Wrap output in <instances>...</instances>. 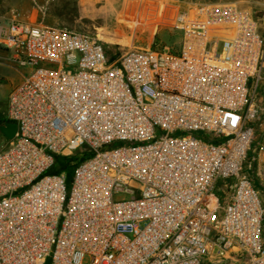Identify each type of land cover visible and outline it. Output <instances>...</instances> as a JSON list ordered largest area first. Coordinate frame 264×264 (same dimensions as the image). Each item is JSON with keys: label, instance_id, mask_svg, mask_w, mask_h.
I'll use <instances>...</instances> for the list:
<instances>
[{"label": "built area", "instance_id": "2783aa9c", "mask_svg": "<svg viewBox=\"0 0 264 264\" xmlns=\"http://www.w3.org/2000/svg\"><path fill=\"white\" fill-rule=\"evenodd\" d=\"M261 26L191 3L177 51L113 59L95 35L0 23L28 68L7 98L0 264H264ZM76 152L68 182L57 159Z\"/></svg>", "mask_w": 264, "mask_h": 264}, {"label": "rangeland", "instance_id": "374dc122", "mask_svg": "<svg viewBox=\"0 0 264 264\" xmlns=\"http://www.w3.org/2000/svg\"><path fill=\"white\" fill-rule=\"evenodd\" d=\"M22 0H9L11 4ZM191 3H234L251 12L259 23L264 35V0H50L45 10H34L32 21L42 18L44 24L63 27L69 30L95 35L105 43L110 58L119 59L131 49L149 47H169L177 51L182 33L172 28L175 13ZM14 15L22 11L12 9ZM30 11H24L27 13ZM121 39L122 42L107 40ZM26 70H28L26 68ZM26 72V71H25ZM264 74V73H263ZM8 90L5 82H0V124L6 119ZM5 139L0 133V149ZM90 157L86 152H76L66 158L59 157L58 163L66 166L68 182L73 173V162H80ZM214 197V195H213ZM264 204V196H263Z\"/></svg>", "mask_w": 264, "mask_h": 264}, {"label": "crops", "instance_id": "0c3cea01", "mask_svg": "<svg viewBox=\"0 0 264 264\" xmlns=\"http://www.w3.org/2000/svg\"><path fill=\"white\" fill-rule=\"evenodd\" d=\"M85 0H78L79 4L83 3ZM50 0H22L11 4L9 0H0V23H5L13 18L21 20H32L34 10H45L46 4ZM18 9L22 12L20 14L14 15L9 12L12 9ZM24 11H30L24 13ZM42 18H36L35 21H42ZM47 25V24H46ZM56 27V26H55ZM28 69V68H27ZM26 71V72H25ZM26 67H20L12 58L11 52L0 46V82L6 83V88L8 90V95L11 90L16 87L21 81L23 76L27 73ZM8 98V96H7Z\"/></svg>", "mask_w": 264, "mask_h": 264}, {"label": "water", "instance_id": "95a60500", "mask_svg": "<svg viewBox=\"0 0 264 264\" xmlns=\"http://www.w3.org/2000/svg\"><path fill=\"white\" fill-rule=\"evenodd\" d=\"M0 133L8 140H11L16 133V124L11 121H5L0 124Z\"/></svg>", "mask_w": 264, "mask_h": 264}, {"label": "trees", "instance_id": "16d2710c", "mask_svg": "<svg viewBox=\"0 0 264 264\" xmlns=\"http://www.w3.org/2000/svg\"><path fill=\"white\" fill-rule=\"evenodd\" d=\"M5 121H6V119L2 120L1 123H4ZM65 158H66V157H65ZM75 163H76V162H73V163H72V166H73ZM59 165H60V168H59V169H61V170L65 169L66 166H67V165H65V164H63V163H62V164L59 163ZM54 171L57 172V171H59V170H58V169H54Z\"/></svg>", "mask_w": 264, "mask_h": 264}, {"label": "bare ground", "instance_id": "6f19581e", "mask_svg": "<svg viewBox=\"0 0 264 264\" xmlns=\"http://www.w3.org/2000/svg\"><path fill=\"white\" fill-rule=\"evenodd\" d=\"M107 40H110V41H115V42H122V40L121 39H111V38H107Z\"/></svg>", "mask_w": 264, "mask_h": 264}]
</instances>
